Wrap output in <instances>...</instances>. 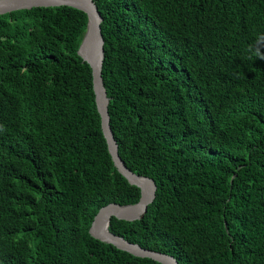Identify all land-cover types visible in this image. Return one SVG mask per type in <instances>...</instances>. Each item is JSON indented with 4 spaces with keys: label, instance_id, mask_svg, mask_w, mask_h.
<instances>
[{
    "label": "trees",
    "instance_id": "1",
    "mask_svg": "<svg viewBox=\"0 0 264 264\" xmlns=\"http://www.w3.org/2000/svg\"><path fill=\"white\" fill-rule=\"evenodd\" d=\"M118 154L152 179L109 231L177 264H264V0H93ZM87 17L0 14V264H160L93 239L136 204L101 131Z\"/></svg>",
    "mask_w": 264,
    "mask_h": 264
},
{
    "label": "water",
    "instance_id": "2",
    "mask_svg": "<svg viewBox=\"0 0 264 264\" xmlns=\"http://www.w3.org/2000/svg\"><path fill=\"white\" fill-rule=\"evenodd\" d=\"M41 7H69L85 13L87 25L78 47L77 55L91 68L95 105L100 116L101 131L113 165L130 185L137 187L140 191V197L136 204L125 206L109 204L99 209L88 229L89 235L99 242L111 245L117 250L137 258L150 259L160 264H177L176 260L169 255L143 249L139 245L132 244L109 231V224L112 218L127 222L141 220L147 211V207L155 198L156 187L152 179L138 176L131 172L118 154V146L109 125V98L102 79L104 58L101 34L102 18L95 3L93 0H0V14Z\"/></svg>",
    "mask_w": 264,
    "mask_h": 264
},
{
    "label": "clouds",
    "instance_id": "3",
    "mask_svg": "<svg viewBox=\"0 0 264 264\" xmlns=\"http://www.w3.org/2000/svg\"><path fill=\"white\" fill-rule=\"evenodd\" d=\"M1 127V126H0Z\"/></svg>",
    "mask_w": 264,
    "mask_h": 264
}]
</instances>
